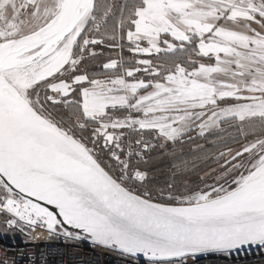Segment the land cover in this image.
<instances>
[{"label":"snow or ice","instance_id":"1","mask_svg":"<svg viewBox=\"0 0 264 264\" xmlns=\"http://www.w3.org/2000/svg\"><path fill=\"white\" fill-rule=\"evenodd\" d=\"M192 133L218 168L154 186ZM0 224L131 264L264 250V0H0Z\"/></svg>","mask_w":264,"mask_h":264},{"label":"built area","instance_id":"2","mask_svg":"<svg viewBox=\"0 0 264 264\" xmlns=\"http://www.w3.org/2000/svg\"><path fill=\"white\" fill-rule=\"evenodd\" d=\"M3 233L4 227L0 224V264H131L116 252L93 245L86 239L75 241L56 237L31 241L19 232ZM139 264L144 261L140 260ZM196 264H264V250L231 258L210 255L200 258Z\"/></svg>","mask_w":264,"mask_h":264},{"label":"trees","instance_id":"3","mask_svg":"<svg viewBox=\"0 0 264 264\" xmlns=\"http://www.w3.org/2000/svg\"><path fill=\"white\" fill-rule=\"evenodd\" d=\"M118 50L111 51L113 58ZM125 58L130 54L125 49ZM100 61L90 63L87 66L88 71L99 70ZM195 138L196 134L192 133ZM200 145L202 148H198ZM233 148L238 144H231ZM210 153V154H209ZM216 152L215 145L211 143V139L195 138L190 141L187 137L183 141L175 145L168 144L164 149H157L147 165H142L150 173L151 183L158 187H166L168 183L175 182V186L182 189L184 185L196 187L201 184V177H205V173L213 170L217 166L215 162ZM187 161L188 167L184 171H179L173 167L174 163ZM207 179V177H205ZM211 182V181H209Z\"/></svg>","mask_w":264,"mask_h":264},{"label":"rangeland","instance_id":"4","mask_svg":"<svg viewBox=\"0 0 264 264\" xmlns=\"http://www.w3.org/2000/svg\"><path fill=\"white\" fill-rule=\"evenodd\" d=\"M114 56H117V54H115ZM239 147V146H238ZM155 152V151H154ZM153 156V155H152ZM151 156V157H152ZM216 168H218V165L215 167V168H213V169H216ZM212 172V170H210L209 172H207V173H211Z\"/></svg>","mask_w":264,"mask_h":264},{"label":"water","instance_id":"5","mask_svg":"<svg viewBox=\"0 0 264 264\" xmlns=\"http://www.w3.org/2000/svg\"><path fill=\"white\" fill-rule=\"evenodd\" d=\"M87 240V239H86ZM141 260H143V259H141Z\"/></svg>","mask_w":264,"mask_h":264}]
</instances>
